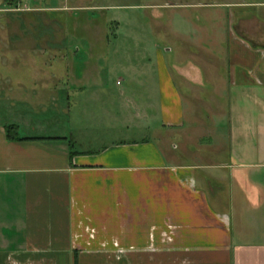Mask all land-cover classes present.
Listing matches in <instances>:
<instances>
[{
	"label": "crops",
	"instance_id": "0c3cea01",
	"mask_svg": "<svg viewBox=\"0 0 264 264\" xmlns=\"http://www.w3.org/2000/svg\"><path fill=\"white\" fill-rule=\"evenodd\" d=\"M199 6L178 32L195 57L157 50L154 75H128L142 123L120 139L87 145L0 99V264H264V0ZM70 75L69 99L87 88Z\"/></svg>",
	"mask_w": 264,
	"mask_h": 264
},
{
	"label": "rangeland",
	"instance_id": "374dc122",
	"mask_svg": "<svg viewBox=\"0 0 264 264\" xmlns=\"http://www.w3.org/2000/svg\"><path fill=\"white\" fill-rule=\"evenodd\" d=\"M201 1L0 0V99L12 100L15 115L23 111L25 118L35 117L34 124L67 130L87 145L120 139L142 123L134 108L137 87L128 75L147 64L154 75L157 50L169 64L196 56L201 49L195 30L188 38L178 32L183 19L198 23ZM214 11L221 9H202ZM211 48L210 37L202 55L211 58ZM69 74L87 86L73 90L71 99L63 86ZM95 77L97 85L88 87ZM53 82L61 95L36 88ZM122 89L128 91L124 106Z\"/></svg>",
	"mask_w": 264,
	"mask_h": 264
},
{
	"label": "trees",
	"instance_id": "16d2710c",
	"mask_svg": "<svg viewBox=\"0 0 264 264\" xmlns=\"http://www.w3.org/2000/svg\"><path fill=\"white\" fill-rule=\"evenodd\" d=\"M13 1H16V0H13ZM6 134H7V137L9 139H11V140H21V139H23L20 136L18 126L15 125V124H10V125L6 126Z\"/></svg>",
	"mask_w": 264,
	"mask_h": 264
}]
</instances>
